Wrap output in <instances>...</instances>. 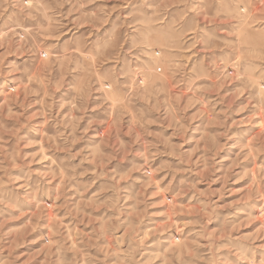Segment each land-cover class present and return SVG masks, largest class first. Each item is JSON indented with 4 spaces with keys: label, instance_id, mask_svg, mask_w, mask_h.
<instances>
[{
    "label": "rangeland",
    "instance_id": "374dc122",
    "mask_svg": "<svg viewBox=\"0 0 264 264\" xmlns=\"http://www.w3.org/2000/svg\"><path fill=\"white\" fill-rule=\"evenodd\" d=\"M0 264H264V0H0Z\"/></svg>",
    "mask_w": 264,
    "mask_h": 264
}]
</instances>
